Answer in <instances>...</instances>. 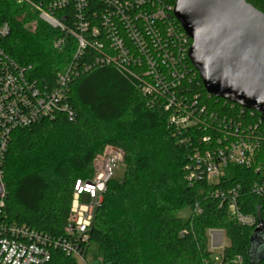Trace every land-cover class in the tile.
Masks as SVG:
<instances>
[{"label":"trees","instance_id":"trees-1","mask_svg":"<svg viewBox=\"0 0 264 264\" xmlns=\"http://www.w3.org/2000/svg\"><path fill=\"white\" fill-rule=\"evenodd\" d=\"M27 1L0 0V25L10 26L2 48L20 66L32 67L39 87L53 90L58 75L74 60L77 41L43 21L30 4L45 6L47 0ZM167 1L175 6L174 0ZM245 1L264 14V0ZM90 8L98 9L99 2L92 1ZM53 16L71 28L78 21L73 4ZM60 39L65 41L56 48ZM99 55L87 48L75 61L77 71L71 73L66 100L73 119L58 111L51 120L13 131L0 168V220L51 238L63 237L78 183L95 178L96 159L112 147L122 153L123 175L120 179L113 174L106 183L89 239L81 246L84 260L95 244L102 264H264V255L253 261L250 254L256 230L264 225V192L251 193L255 183H264V154L259 157L260 171L231 167L233 178L219 186L206 180L190 182L187 166L193 153L210 147L202 142L203 136L216 134L202 127L176 135L168 125L166 100L143 94L144 70L132 66V75L123 73L113 65L97 64ZM190 65L196 77L183 84L179 95H198L209 113L264 127L259 112L210 95ZM85 67L90 69L84 71ZM237 185L242 188L241 211L255 218L252 226L229 219L212 195L217 188ZM196 205L200 215L194 213ZM185 210L190 212L187 219L179 216ZM211 231L223 232L228 243L218 263L209 248ZM45 264L77 261L55 250Z\"/></svg>","mask_w":264,"mask_h":264},{"label":"built area","instance_id":"built-area-1","mask_svg":"<svg viewBox=\"0 0 264 264\" xmlns=\"http://www.w3.org/2000/svg\"><path fill=\"white\" fill-rule=\"evenodd\" d=\"M24 1L27 0H19ZM92 1L99 2L98 9L90 8ZM30 4L40 11L43 21L75 38L77 49L73 62L58 75V86L53 90L42 88L33 78L32 67L20 66L3 50L2 43L10 33V26L8 23L0 25V168L13 131L51 120L58 111L73 119L74 112L66 102L68 82L71 73L77 71L75 61L87 48H92L101 54L96 58L97 64L113 65L130 75L132 66L144 70L147 80L143 94L154 100H166L165 109L170 112L168 125L176 135L202 127L216 134L215 137L203 136L202 142L210 147L193 153V160L187 166L190 182L206 180L210 185L219 186L223 180L233 178L231 167L260 171L264 127L209 113L198 102V95L194 99L179 95L183 84H190L196 77L189 58L192 40L175 17V6L167 0H47L45 6ZM71 4L78 15L74 28L53 16ZM64 41L58 40L55 47L59 48ZM89 69L85 67L84 71ZM118 161L116 157H107L92 181L78 183L63 237L51 238L0 220V264H45L55 250L84 260L81 246L89 239L106 183L113 176ZM241 191V185H237L231 189L217 188L212 195L219 200L220 208L226 209L229 219L252 226L255 218L244 214L239 206ZM263 192L264 183H255L251 189L255 195ZM84 194L87 195L85 201ZM3 199L0 210L4 206ZM194 213H202L199 205ZM214 261H220V254L214 255Z\"/></svg>","mask_w":264,"mask_h":264},{"label":"water","instance_id":"water-1","mask_svg":"<svg viewBox=\"0 0 264 264\" xmlns=\"http://www.w3.org/2000/svg\"><path fill=\"white\" fill-rule=\"evenodd\" d=\"M174 1L175 17L192 40L189 58L207 92L264 116V14L245 0ZM263 231L260 224L252 239L253 261L264 255Z\"/></svg>","mask_w":264,"mask_h":264},{"label":"rangeland","instance_id":"rangeland-1","mask_svg":"<svg viewBox=\"0 0 264 264\" xmlns=\"http://www.w3.org/2000/svg\"><path fill=\"white\" fill-rule=\"evenodd\" d=\"M104 164H105L104 159L98 160L97 166H96L97 173L101 171ZM115 171L113 174L116 175L117 178L121 179L123 175V167H122V163H120L119 161L116 165ZM85 200H87L86 194L83 195V201ZM179 216L183 219H187L190 216V212L188 210H185L182 213H180ZM209 237H210V243H209L210 251L214 255L220 254L223 248L225 247V245L228 244L224 233L220 231H211L209 233ZM76 261H77V264H102V256L100 255L97 246L95 244H92L85 260L77 259Z\"/></svg>","mask_w":264,"mask_h":264},{"label":"crops","instance_id":"crops-1","mask_svg":"<svg viewBox=\"0 0 264 264\" xmlns=\"http://www.w3.org/2000/svg\"><path fill=\"white\" fill-rule=\"evenodd\" d=\"M107 157H116V158H118V160H119V162L121 163V159H122V153L119 151V150H117V149H114V148H112V147H107L106 148V150H105V153H104V155H102V156H99L97 159H96V161H95V169H96V166H97V162H98V160L100 159V160H105ZM116 172V171H115ZM98 174V173H97ZM96 174V175H97Z\"/></svg>","mask_w":264,"mask_h":264}]
</instances>
